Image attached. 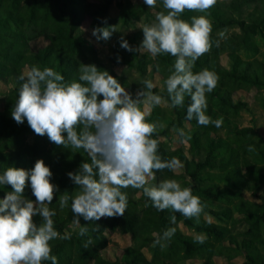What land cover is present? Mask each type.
Instances as JSON below:
<instances>
[{
	"label": "trees",
	"instance_id": "obj_1",
	"mask_svg": "<svg viewBox=\"0 0 264 264\" xmlns=\"http://www.w3.org/2000/svg\"><path fill=\"white\" fill-rule=\"evenodd\" d=\"M115 1L0 0V80H12L13 83L5 93L0 110V172L8 167L31 170L39 159L50 167L51 182L58 188L49 205L56 212L54 227L61 236L65 233L71 236L67 240L50 242L52 255L58 258L59 264H91L93 258L94 264H193L187 263L191 259H202V264H216V256L221 255L229 259L242 255L245 260L241 264H264V133L256 123L240 125L241 112L249 110V103L235 98L239 91L255 87L259 92L257 99L264 107V0H217L210 15L185 12L181 16L190 21L193 15H207L211 22L213 46L209 53L198 59L193 71L208 69L218 77L217 87L206 94V115L213 120L222 118L219 128L200 126L195 119H186L190 98H185L183 107L169 106L163 82L174 63L173 57L153 58L146 52H129L121 47V35L114 32L109 39L113 40L109 62L102 58L99 48L84 35L82 24L86 19L90 18L94 29L134 27L131 34L123 36L133 49L141 45L143 37L138 23L154 21L152 11L145 3L137 7L132 0H119L123 7L116 24L110 13ZM157 3L160 4L159 11H163L162 0ZM230 28L238 30L226 32L227 38L221 40L217 48L218 33ZM36 37H42L48 44L34 49L30 40ZM224 54L229 58L228 66L221 61ZM81 64H94L98 70L108 71L124 88L131 87L132 71L141 80L155 72L160 75L161 84L153 91L161 95L168 106L151 108L146 119L166 125L153 136L159 140L158 154L163 160L178 158L183 163V171H158L150 184L175 179L182 187L191 188L193 195L206 205L198 224L195 219L178 212L157 211L141 190L132 188L122 190L128 197L124 216L99 221H85L80 217L81 225H76L71 200L69 207L60 209V195L67 192L71 196L78 191L67 174L77 172L83 162H90L89 158L82 151L74 152L55 145L47 136H39L35 143L30 142L29 134L33 131L26 120L18 125L11 117V110L22 83L18 77L24 69L51 67L64 75L66 81H71L78 78ZM115 65L125 68L117 73ZM173 128H182L190 134L188 150L182 146L172 147ZM250 146L254 151H248ZM10 191H13L10 185L0 186V199ZM244 193H250L260 201H253ZM23 195L35 201L30 182ZM145 204L149 206L145 207ZM204 213L215 220H209ZM172 215L177 217L175 225L170 223ZM33 220L38 226L42 223L39 215ZM178 222H183L197 235H205V242H194V235L182 232ZM239 224L243 227L239 228ZM81 226L89 229L84 236L79 235ZM170 227H175L176 232L167 247L163 251L159 246L153 247L156 237L162 236ZM105 229L134 232V243L126 248L118 262L102 254L110 242ZM88 240L91 243L85 248ZM146 247L152 253L151 258L144 251ZM95 250L98 251L96 256Z\"/></svg>",
	"mask_w": 264,
	"mask_h": 264
},
{
	"label": "clouds",
	"instance_id": "obj_2",
	"mask_svg": "<svg viewBox=\"0 0 264 264\" xmlns=\"http://www.w3.org/2000/svg\"><path fill=\"white\" fill-rule=\"evenodd\" d=\"M144 3L150 9L157 7V0H144ZM216 4L217 0H162L164 10L155 13L152 23L140 27L144 37L141 45L133 49L121 36V47L129 52H146L153 58L173 57L174 63L163 82L169 106L183 107L185 98H190L186 119H195L200 126L219 128L222 118L213 120L206 115V94L217 87L218 77L208 69L193 71L198 59L213 46L211 22L207 15H193L190 21L181 18L185 12L210 15ZM116 31L117 26L98 27L92 35L98 41L108 40ZM226 32L224 29L218 33L217 48L227 38ZM18 79L22 83L11 110L12 119L18 125L26 120L37 136H47L55 145L82 151L89 158L90 162H83L77 172L67 174L78 191L71 196L65 192L58 201L63 210L71 200L74 224L81 225L80 217L99 221L124 216L128 197L122 190L128 188L141 190L157 211L178 212L195 219L197 224L200 222L206 205L193 195L191 188L182 187L175 179L150 184L156 172L167 169L175 173L181 167L178 158L163 160L158 154L159 140L153 136L166 125L146 119L151 108L167 103L154 93L156 84L152 80L141 82L143 86L134 99L116 78L108 71L98 70L94 64H81L78 78L71 81L51 67L37 66L22 72ZM173 131L178 133L181 143L191 139L182 128ZM248 151L254 148L250 146ZM52 175L43 159L37 160L31 170L8 167L0 172V186L10 185L13 189L0 199V264L49 261L59 264L52 255L50 242L71 236L68 233L61 236L54 227L56 212L49 205L58 188L51 182ZM29 182L35 201L23 195ZM37 215L42 218L39 226L33 220ZM170 223H177L175 215L170 217ZM88 231L87 226H81L79 235L84 236ZM175 232V227L165 230L156 237L153 247L159 246L163 251ZM193 239L203 244L206 237L198 234ZM90 243L88 240L84 247Z\"/></svg>",
	"mask_w": 264,
	"mask_h": 264
},
{
	"label": "rangeland",
	"instance_id": "obj_3",
	"mask_svg": "<svg viewBox=\"0 0 264 264\" xmlns=\"http://www.w3.org/2000/svg\"><path fill=\"white\" fill-rule=\"evenodd\" d=\"M93 1H101V0H93ZM134 2V4L137 7H142L144 4V0H132ZM123 4L119 1L116 0L110 10L111 13V17L112 20L117 24L119 22V14H120V10L122 9ZM160 4L157 3V7L155 9H151L154 17H155V13L159 12V8ZM154 17H152V19H154ZM142 24H145L142 20L138 23V26H141ZM135 28L134 27H129V28H122L121 26H118L117 28V33L121 36H127L129 34H131L133 32ZM82 30L84 32V35L87 37V39H89L94 45H96L99 48L100 54L102 56V58L109 62V55L111 53V48H112V42L113 40H97V38L95 36L92 35V32L94 30L91 20L90 18L86 19L83 24H82ZM237 28H230L227 33L233 32V31H237ZM144 37H142L143 40ZM141 40V43H142ZM30 44L34 49H38L42 48L44 46H46L48 43L46 42V40H44L42 37H36L33 38L32 40H30ZM221 61L224 65H229V58L227 56V54H224L221 57ZM115 71L121 72L125 67L123 65H115ZM27 69H24V71H26ZM130 76L131 78V87H126L125 89L133 96V98H136V92L143 86L142 85V81L136 74L135 71L131 72ZM147 79L152 80L156 86L158 87L161 84V79H160V75L155 72L151 75H149L147 77ZM133 80V81H132ZM13 86L12 80L9 81H3L0 80V110L3 107V102H4V98H5V93L8 92L10 90V88ZM258 90L257 88L253 87L249 90H241L238 92L237 96L235 97L236 100L238 99H243L245 101H247L249 103V110H245L241 112V121H240V125L241 126H250L253 125L254 123H256V125L259 127L260 131L262 133H264V107L261 105V103L259 102V100L257 99V95H258ZM163 107L168 106V103H165L163 105H161ZM150 111V110H149ZM255 120V121H254ZM186 126H190L189 123L185 124ZM172 132H174L172 130ZM39 136H37L34 132L29 134V141L32 143H35L37 138ZM162 139H165V137H162ZM171 145L173 148L176 147H180L182 146L185 150H188V143H181L178 133L174 132V136H173V140L171 142ZM181 163V167L177 170V172L181 173L183 171V163ZM245 197L253 200V201H260V199L256 196L251 195L250 193H244ZM204 216L206 218H208L209 220H215L212 216L208 215L207 213H204ZM178 225L180 226V230L186 234H190V235H197L194 233L193 230H191V228H189L188 226H186L183 222H178ZM239 228H242V224L238 225ZM105 233L107 238H109V245L108 247L102 251V254L105 257H108L114 261H119L120 258L124 255L126 248L130 245H132L135 241L134 238V232L131 231H127L124 232L122 230H118L116 232H110L108 230L105 229ZM144 251L146 253V255L151 258L152 257V253L149 249V247L144 248ZM97 250L94 251V255H97ZM101 253V252H100ZM94 260L95 258H93L91 260V264H94ZM245 260V257L242 255H239V257L235 258V259H229L226 255H221V256H216L215 258V262L216 264H241L243 263V261ZM188 262H193V264H202L203 260L200 259H191L188 260Z\"/></svg>",
	"mask_w": 264,
	"mask_h": 264
}]
</instances>
